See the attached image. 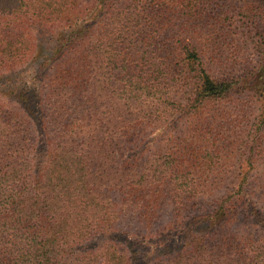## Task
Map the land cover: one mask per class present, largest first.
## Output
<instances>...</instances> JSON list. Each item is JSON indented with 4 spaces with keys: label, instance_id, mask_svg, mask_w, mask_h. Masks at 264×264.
Listing matches in <instances>:
<instances>
[{
    "label": "trees",
    "instance_id": "1",
    "mask_svg": "<svg viewBox=\"0 0 264 264\" xmlns=\"http://www.w3.org/2000/svg\"><path fill=\"white\" fill-rule=\"evenodd\" d=\"M181 14L231 57L157 39ZM36 63L0 90V264H264V0H0V78ZM181 218L153 259L117 240Z\"/></svg>",
    "mask_w": 264,
    "mask_h": 264
},
{
    "label": "rangeland",
    "instance_id": "2",
    "mask_svg": "<svg viewBox=\"0 0 264 264\" xmlns=\"http://www.w3.org/2000/svg\"><path fill=\"white\" fill-rule=\"evenodd\" d=\"M257 3V1H254ZM182 18H176L175 20H170L166 25L159 28L156 32L157 39H162L173 43L174 38L177 35H180L182 38L186 39L189 43L194 44L201 51V55L205 61L211 60L215 55L217 56H226L231 57L232 54V45L230 43L231 37L221 34L219 30H229L228 22H220L216 21L213 17L206 16L204 19L196 18L195 20H191L188 17H185L183 14ZM187 19V20H185ZM42 51L38 61L42 59V57L47 56L50 53V49L52 47L51 42H46L45 37H40L42 39ZM242 58L239 57V64L235 63V67L238 68L242 61L245 58L250 59V63H255L257 57L251 53H244ZM37 61V62H38ZM232 61V59H231ZM233 62V61H232ZM243 63V62H242ZM37 67V63L35 66L26 67L18 69L16 72H11L5 74L3 78H0V90L9 91L8 83H12V81H16L23 88L24 85H28L25 83L23 79H28L34 71V68ZM32 72V73H31ZM22 80H17L21 78ZM3 79V80H1ZM21 90V88H20ZM231 117V116H230ZM228 117V118H230ZM221 121L217 122L220 124ZM159 125V124H158ZM152 127L144 136L143 143L138 146L142 148L144 146H152L156 139L162 135H169L180 129L182 125L178 120L174 121L172 117L166 119L164 122H161L159 126ZM245 127V124H242V128ZM202 229L200 225L195 227L194 231H198ZM188 233V229L185 228V219L181 218L179 220H166L164 221V226L162 227L161 232L150 235V236H141L130 235L126 239L121 233H117L119 237L117 240L123 242L130 250L133 258H140L141 260L146 258L153 259L158 253L162 252V250L169 249L170 251L178 248L182 239H184L185 235ZM115 235L114 232H112ZM102 240L99 236H95L90 240L81 244V246H94L99 244ZM140 260V263H141ZM139 263V262H138Z\"/></svg>",
    "mask_w": 264,
    "mask_h": 264
}]
</instances>
